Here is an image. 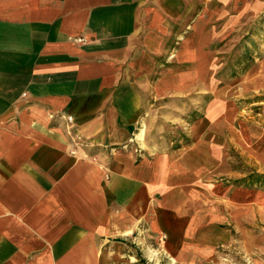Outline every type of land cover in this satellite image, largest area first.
Returning <instances> with one entry per match:
<instances>
[{"label":"crops","instance_id":"crops-1","mask_svg":"<svg viewBox=\"0 0 264 264\" xmlns=\"http://www.w3.org/2000/svg\"><path fill=\"white\" fill-rule=\"evenodd\" d=\"M247 1L264 17V0ZM200 3L0 0V264H122L145 232L182 261L199 233L234 223L235 203L203 184L238 118L215 96L186 122L189 95L216 87ZM164 98L189 104L173 119L195 142L162 145Z\"/></svg>","mask_w":264,"mask_h":264},{"label":"rangeland","instance_id":"rangeland-1","mask_svg":"<svg viewBox=\"0 0 264 264\" xmlns=\"http://www.w3.org/2000/svg\"><path fill=\"white\" fill-rule=\"evenodd\" d=\"M193 1L199 9L200 0ZM208 2L214 15L210 24L214 33L205 49L213 54L209 73L216 87L208 94L189 95L188 100L194 101L192 108L184 99H176V103L174 99L160 100L156 103L160 120L155 129H160L161 143L167 149L181 148L190 140L195 142V137L186 140L185 126L173 119H178L174 109L191 108L186 122L199 126L207 103L215 96L226 99L227 112L234 113L238 121L232 122L228 115L231 122L226 123L224 159L218 168H208L212 181L203 186L213 200L235 203V221L232 224V219L225 218L215 231L199 233L203 234L201 240L191 242L194 255L182 261L166 252L162 244L165 237L153 238L145 232L138 241L127 242L122 264H264V17L243 13L247 0H224L225 18L216 19V5L222 2ZM238 125L246 137L236 132Z\"/></svg>","mask_w":264,"mask_h":264},{"label":"built area","instance_id":"built-area-1","mask_svg":"<svg viewBox=\"0 0 264 264\" xmlns=\"http://www.w3.org/2000/svg\"><path fill=\"white\" fill-rule=\"evenodd\" d=\"M75 41H76V42H80V43L85 42V40H84L83 38H77V39H75Z\"/></svg>","mask_w":264,"mask_h":264},{"label":"bare ground","instance_id":"bare-ground-1","mask_svg":"<svg viewBox=\"0 0 264 264\" xmlns=\"http://www.w3.org/2000/svg\"><path fill=\"white\" fill-rule=\"evenodd\" d=\"M141 133H142V131H141ZM139 138H141V135L139 136Z\"/></svg>","mask_w":264,"mask_h":264}]
</instances>
